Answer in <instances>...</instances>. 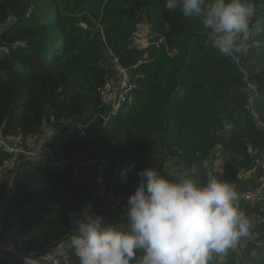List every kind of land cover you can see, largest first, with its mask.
I'll return each instance as SVG.
<instances>
[{"label":"trees","instance_id":"obj_1","mask_svg":"<svg viewBox=\"0 0 264 264\" xmlns=\"http://www.w3.org/2000/svg\"><path fill=\"white\" fill-rule=\"evenodd\" d=\"M48 1L0 0V136L41 140L46 125L59 128L46 143L54 162L21 154L12 180L0 186V243L28 254L62 245L79 264L68 247L69 216L83 212L97 175L96 165L88 177L74 172L82 154L99 162L118 197L133 193L138 172L149 167L170 180L185 173L201 183L215 177L238 194L258 187L257 180L240 188L245 172L256 179L263 174L264 35L245 57L234 59L212 46L202 17L184 18L167 10L165 0H64L65 7L53 0L50 11ZM255 4L253 23L264 21V0ZM141 25L165 43L134 46L132 34ZM113 56L129 69L134 88L109 116L98 88L114 75ZM249 146L261 149L257 158ZM10 156L0 146V169ZM100 207L123 223L124 210L99 202L95 214H104ZM241 208L261 212L264 199L242 198ZM224 261L264 264V246L247 241Z\"/></svg>","mask_w":264,"mask_h":264},{"label":"clouds","instance_id":"obj_2","mask_svg":"<svg viewBox=\"0 0 264 264\" xmlns=\"http://www.w3.org/2000/svg\"><path fill=\"white\" fill-rule=\"evenodd\" d=\"M165 8L202 17L212 46L226 57L247 53L264 35V21L253 23L255 0H165ZM138 176L123 223L87 209L70 213L68 247L79 264H225V254L253 235L233 185L187 173L170 180L154 167Z\"/></svg>","mask_w":264,"mask_h":264},{"label":"built area","instance_id":"obj_3","mask_svg":"<svg viewBox=\"0 0 264 264\" xmlns=\"http://www.w3.org/2000/svg\"><path fill=\"white\" fill-rule=\"evenodd\" d=\"M142 30V27L136 29L132 34V44L139 49L148 48L152 44H156L159 47L161 44L165 43L164 37H159L157 39L155 36L150 34L148 30ZM169 56L173 54L172 51L167 49ZM249 52V51H248ZM241 54V57H245L247 54ZM244 55V56H242ZM113 63L115 65V70L117 71L118 78L113 80L112 78L108 80L103 86L98 88L101 96V101L104 105L109 108V116L116 115L123 105H125L131 95L134 88V84L131 82V75L128 68L123 67L117 57H112ZM251 95L249 97L250 102H253V94H255V88L250 86ZM251 102V103H252ZM107 120V119H106ZM83 126V125H81ZM38 138L36 136H29L27 140L22 136L14 137L13 139H6L0 136V146L7 150L11 156L4 160L1 171L2 173L13 172L17 166L19 156L25 154L28 157H38L40 155L47 156L50 161L54 162V156L52 149L47 145L36 146L33 141ZM248 153L254 158H257L261 149L254 146H249ZM83 154L79 157V160L73 165L75 172L80 177L85 176L86 171L92 167H97V175L94 178V189L93 192L85 203L84 210H89L95 214V205L99 202H103L108 205V208L113 211H125V204L127 197L116 196L111 189V184L113 179L109 178L102 166L96 160L86 161L82 159ZM65 161H58L57 164H62ZM70 163V161H68ZM264 171V163L262 165ZM253 189V188H252ZM264 172L262 174V181L258 184V187L254 190H247L241 198L238 199V206L241 209L242 198L247 201H260L264 199ZM247 215L252 222V233L253 235L247 240L248 242H253L257 247L264 246V233L262 234L257 230L258 226L264 230V209L261 212L249 213ZM263 226V227H262ZM3 248L0 250L2 254L1 264H74L71 256L65 251L62 245L46 248L42 251H36L33 253H25L20 250H16L11 246H0Z\"/></svg>","mask_w":264,"mask_h":264},{"label":"rangeland","instance_id":"obj_4","mask_svg":"<svg viewBox=\"0 0 264 264\" xmlns=\"http://www.w3.org/2000/svg\"><path fill=\"white\" fill-rule=\"evenodd\" d=\"M56 2H57V4H56V6H62V7H65V1L64 0H56ZM47 4L48 5H51L50 7H48L47 8V10L48 11H50V10H53V9H55L56 8V6L53 4V0H49L48 2H47ZM46 4V5H47ZM66 6H67V4H66ZM80 24L82 25V26H85L86 24L84 23V22H80ZM141 27H142V30L144 31V32H146L145 30H147V26L146 25H141ZM0 29H1V27H0ZM242 56H244V55H242ZM112 60V59H111ZM116 72H113V74H115ZM252 102V101H251ZM253 102H254V99H253ZM252 102V103H253ZM235 125V124H234ZM234 125H231V126H228L227 127V132L224 134V136H225V139L227 140H230L231 139V135H232V131L234 130ZM45 128H46V130L48 131L47 132V135H49V136H53V135H55L58 131H59V128L58 127H55V128H50V126H48V125H46L45 126ZM46 136V135H45ZM44 136V137H45ZM48 138H50V137H48ZM48 140V139H47ZM47 140H45L44 139V141H47ZM40 145H42V144H40ZM227 152H229V151H227ZM223 153V152H222ZM223 159H224V157H223ZM260 159V157L258 158V160ZM223 161H221L220 159L217 161V167H220V165H221V163H222ZM262 170H263V167H262ZM74 172H75V170H74ZM260 172H261V170H260ZM264 172V171H263ZM4 173V172H3ZM76 173V172H75ZM77 174V173H76ZM253 174V172H245L241 177H242V180H244V182L246 183H242V186L240 187V188H244L245 186H250L251 185V183H253V185L254 184H256V182L255 181H257L258 180V183L257 184H259L261 181H262V176H261V174L260 175H258V177H257V179L252 175ZM12 176H13V172H10V173H4V174H2L1 173V175H0V186L2 185V184H4V183H8V182H10L11 180H12ZM79 176V175H78ZM80 177V176H79ZM244 192V191H243ZM242 191L238 194V196H240L242 193H243ZM102 210H103V212H104V214H101L100 212H98V214H100V215H102V216H104L107 220H109V222H111V223H113V224H117L116 223V221H113V220H110V219H112V217H111V214H109L107 211L108 210H106L104 207H100ZM249 208V207H248ZM241 210L246 214V215H250L249 213H248V211L246 210V209H243V208H241ZM260 228H261V226H258V228H257V230L259 231L260 230ZM260 232L263 234L264 233V230L263 229H261L260 230ZM243 240H245V239H243ZM245 244V243H244ZM244 244H243V241H241V243L237 246V248L236 249H234V251H236L237 253H235L233 250H229L226 254H225V256H227V258H230V257H232V255H238V253H241V250H242V248H243V246H244ZM242 245V246H241ZM0 246H5L4 245V243H0ZM7 246V245H6ZM3 248H1L0 247V250H2ZM256 256H258V255H256ZM238 260H239V258H238ZM1 264V263H0Z\"/></svg>","mask_w":264,"mask_h":264},{"label":"crops","instance_id":"obj_5","mask_svg":"<svg viewBox=\"0 0 264 264\" xmlns=\"http://www.w3.org/2000/svg\"><path fill=\"white\" fill-rule=\"evenodd\" d=\"M147 30H148V29H147ZM113 72H116V73L112 76V79H113V80H116V79L118 78V75H117V71L115 70V68H114ZM47 132H48V131L46 130V133L44 134V136L46 135L45 137L42 136L41 140H38V141H37L36 146H38V145H40V144H42V145H46L47 141H44V139L47 140V139H49L48 137H51V136L47 135ZM90 171H91V170H90ZM92 172H93V171H92ZM1 173H2V171H1V169H0V175H1ZM89 173H90V172L85 173V176H84V177H86V176L88 177V174H89ZM2 174H3V173H2ZM120 177H123L121 173H120ZM90 182H92V180H91ZM255 182H256V181H255ZM242 194H243V193H242ZM121 197H122V196H121ZM238 197H239V196H238ZM110 220H113V221H114V219H110ZM108 221H109V220H108ZM260 229H261V228H260ZM248 239H249V238H245V240H244V241L242 240V241L246 243Z\"/></svg>","mask_w":264,"mask_h":264},{"label":"water","instance_id":"obj_6","mask_svg":"<svg viewBox=\"0 0 264 264\" xmlns=\"http://www.w3.org/2000/svg\"><path fill=\"white\" fill-rule=\"evenodd\" d=\"M250 94H251V91H250ZM250 95H248V99H249Z\"/></svg>","mask_w":264,"mask_h":264}]
</instances>
